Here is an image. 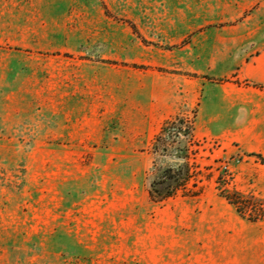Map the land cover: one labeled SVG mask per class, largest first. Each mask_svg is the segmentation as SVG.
<instances>
[{
  "label": "rangeland",
  "instance_id": "1",
  "mask_svg": "<svg viewBox=\"0 0 264 264\" xmlns=\"http://www.w3.org/2000/svg\"><path fill=\"white\" fill-rule=\"evenodd\" d=\"M262 47L264 0H0V264H264Z\"/></svg>",
  "mask_w": 264,
  "mask_h": 264
},
{
  "label": "crops",
  "instance_id": "2",
  "mask_svg": "<svg viewBox=\"0 0 264 264\" xmlns=\"http://www.w3.org/2000/svg\"><path fill=\"white\" fill-rule=\"evenodd\" d=\"M234 75L240 81L252 83V86H238V93L231 100L233 111H239L243 117L242 125L264 128V47L254 56L242 59ZM199 102L204 110V83L199 86ZM219 106L227 105L219 102ZM235 115V114H234ZM258 130V129H257ZM256 130V131H257ZM258 132V131H257ZM261 132V131H260ZM256 133V132H255Z\"/></svg>",
  "mask_w": 264,
  "mask_h": 264
},
{
  "label": "trees",
  "instance_id": "3",
  "mask_svg": "<svg viewBox=\"0 0 264 264\" xmlns=\"http://www.w3.org/2000/svg\"><path fill=\"white\" fill-rule=\"evenodd\" d=\"M133 29L136 30L134 27ZM194 133L195 122L190 120L189 117H187L185 114H178L174 117H171L170 119L164 122L159 133L156 135L152 145L153 153L160 155H166L168 153L170 143L167 142V135H172L176 137L183 136L184 138H188L191 141V139H193L194 137ZM261 160L264 162V158H262ZM155 193L156 192L153 190L150 192V197L152 198V200H161L162 197H157ZM226 198L229 203L234 205L241 214H244L242 211H240L239 202H237L232 197ZM260 217L264 218V215Z\"/></svg>",
  "mask_w": 264,
  "mask_h": 264
}]
</instances>
